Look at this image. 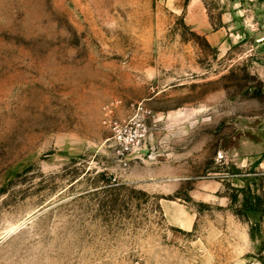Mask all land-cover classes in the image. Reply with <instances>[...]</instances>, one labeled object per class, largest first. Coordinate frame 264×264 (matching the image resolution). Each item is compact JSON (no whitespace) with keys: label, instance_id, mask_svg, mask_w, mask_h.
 I'll use <instances>...</instances> for the list:
<instances>
[{"label":"rangeland","instance_id":"1","mask_svg":"<svg viewBox=\"0 0 264 264\" xmlns=\"http://www.w3.org/2000/svg\"><path fill=\"white\" fill-rule=\"evenodd\" d=\"M0 264H264V0H0Z\"/></svg>","mask_w":264,"mask_h":264},{"label":"crops","instance_id":"2","mask_svg":"<svg viewBox=\"0 0 264 264\" xmlns=\"http://www.w3.org/2000/svg\"><path fill=\"white\" fill-rule=\"evenodd\" d=\"M161 208L168 224L172 227L186 232H191L195 228L197 215L193 209L174 200H163Z\"/></svg>","mask_w":264,"mask_h":264},{"label":"built area","instance_id":"3","mask_svg":"<svg viewBox=\"0 0 264 264\" xmlns=\"http://www.w3.org/2000/svg\"><path fill=\"white\" fill-rule=\"evenodd\" d=\"M120 104L119 101L112 102L110 105L106 106L104 108L105 111V124L109 126L116 127L117 122H115L113 115H114V108ZM116 141L119 146V155L121 157L125 156L126 154H129L135 143V139L126 138L122 133H118L116 136ZM124 165L127 166V163L124 162Z\"/></svg>","mask_w":264,"mask_h":264}]
</instances>
